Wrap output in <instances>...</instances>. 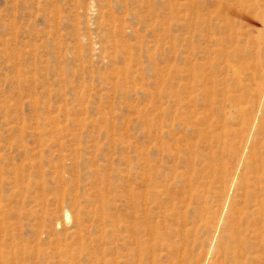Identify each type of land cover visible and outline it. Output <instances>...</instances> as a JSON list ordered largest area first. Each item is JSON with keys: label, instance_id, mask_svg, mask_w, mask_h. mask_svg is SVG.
I'll return each instance as SVG.
<instances>
[{"label": "rangeland", "instance_id": "obj_1", "mask_svg": "<svg viewBox=\"0 0 264 264\" xmlns=\"http://www.w3.org/2000/svg\"><path fill=\"white\" fill-rule=\"evenodd\" d=\"M252 2L0 0V264H264Z\"/></svg>", "mask_w": 264, "mask_h": 264}, {"label": "bare ground", "instance_id": "obj_2", "mask_svg": "<svg viewBox=\"0 0 264 264\" xmlns=\"http://www.w3.org/2000/svg\"><path fill=\"white\" fill-rule=\"evenodd\" d=\"M258 0H253V2L251 3V6H253V7H256L257 6V4H258V2H257ZM260 92H262L261 93V95H262V102H261V111H262V113H260L259 114V117H258V120L261 122V126L264 128V84H262L261 85V87H260ZM229 96V95H228ZM226 144V143H225ZM67 216H68V214H67ZM243 240H245V239H243ZM241 242V241H240ZM243 242V241H242ZM241 242V243H242ZM245 242V241H244Z\"/></svg>", "mask_w": 264, "mask_h": 264}]
</instances>
